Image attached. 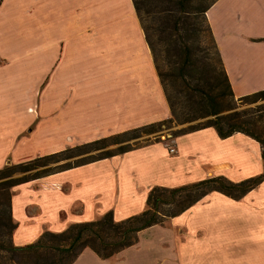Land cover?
I'll use <instances>...</instances> for the list:
<instances>
[{"label": "crops", "instance_id": "obj_1", "mask_svg": "<svg viewBox=\"0 0 264 264\" xmlns=\"http://www.w3.org/2000/svg\"><path fill=\"white\" fill-rule=\"evenodd\" d=\"M205 15L234 96L264 89V0H216ZM169 117L132 0H0V168ZM172 143L171 154L151 142L14 186L13 243L109 210L116 221L137 214L153 186L263 170L258 142L240 132L220 138L205 127ZM153 152L157 162H146ZM135 156L144 161H127ZM167 221L110 258L85 248L71 264H264V180L237 200L210 192ZM163 227L167 244L127 255Z\"/></svg>", "mask_w": 264, "mask_h": 264}, {"label": "trees", "instance_id": "obj_2", "mask_svg": "<svg viewBox=\"0 0 264 264\" xmlns=\"http://www.w3.org/2000/svg\"><path fill=\"white\" fill-rule=\"evenodd\" d=\"M215 1L132 0L170 117L0 168V264H71L85 248L107 259L135 244L143 229L165 224L208 193L237 200L264 180V89L241 97L232 93L205 15ZM186 123L172 137L205 127H213L220 138L235 132L251 137L260 146L262 172L238 182L210 176L175 187L153 186L137 214L116 221L109 210L60 232L45 230L34 242L13 243L14 186L157 142L159 134L154 133L161 128Z\"/></svg>", "mask_w": 264, "mask_h": 264}, {"label": "rangeland", "instance_id": "obj_3", "mask_svg": "<svg viewBox=\"0 0 264 264\" xmlns=\"http://www.w3.org/2000/svg\"><path fill=\"white\" fill-rule=\"evenodd\" d=\"M212 62H213V60H212ZM256 104L257 103H254L253 105L255 106ZM196 122L197 121H194L193 124L196 123ZM188 125H189V123L181 124V125H171L168 128L163 127V128H161L160 131H158L157 133H154V134H159V141L163 142L167 149L169 147H173L174 148L173 143H172V139L174 138V137H172L173 132H176L177 130H179L181 128H186ZM154 134L148 135V136H142L140 138V140L143 139V138H146V137H150V139H151V137ZM155 158H156V155L153 152V157H148L146 162L152 161V159H153V161H155L154 163H156L157 160H155ZM139 159L144 161V158L142 156L131 157L127 161L128 162L133 161V164H134L136 162V160H139ZM153 164H151V165H153ZM130 172L134 173V172H136V170H131ZM137 172H138V170H137ZM18 175H20V174H16L15 176H18ZM103 200L105 202H110L111 205H112L115 202V200H116L115 196L113 195V191H109L107 194H105V197H104ZM116 204L124 205L125 204V200L117 197ZM50 218H51V220L53 219V217H51V216H50ZM84 220H88V219H84ZM167 222L168 221H166L165 224H163V225H167ZM49 223H50V226L54 227L56 222L49 221ZM170 230H172V229L169 228V227H163L162 229L156 228V229L149 230L148 233L145 236L142 237V240L138 244L139 247L135 251H130L131 253H129V254L127 253V255H129L131 258L132 257L133 258L134 257H138L139 258V256L142 255V253H146L147 252V255H148V253H150L149 249L151 248V245H152L151 243H154V244L157 243L158 244L162 240V243H166L167 244V241L169 240V238H167V237L169 235L168 233H170ZM25 237L28 239L30 237V235L26 234ZM114 258L116 259V256L113 257V259Z\"/></svg>", "mask_w": 264, "mask_h": 264}, {"label": "built area", "instance_id": "obj_4", "mask_svg": "<svg viewBox=\"0 0 264 264\" xmlns=\"http://www.w3.org/2000/svg\"><path fill=\"white\" fill-rule=\"evenodd\" d=\"M168 152H169V153H173V152H174V148H173V147H169V148H168Z\"/></svg>", "mask_w": 264, "mask_h": 264}]
</instances>
